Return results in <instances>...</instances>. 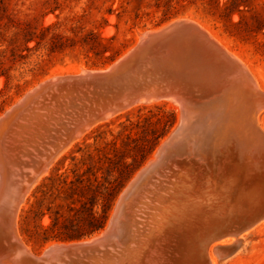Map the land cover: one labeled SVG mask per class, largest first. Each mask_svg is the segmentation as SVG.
I'll use <instances>...</instances> for the list:
<instances>
[{
    "label": "water",
    "instance_id": "1",
    "mask_svg": "<svg viewBox=\"0 0 264 264\" xmlns=\"http://www.w3.org/2000/svg\"><path fill=\"white\" fill-rule=\"evenodd\" d=\"M151 101L171 102L176 126L120 190L104 226L27 247L16 216L51 161L87 128ZM263 110L264 85L187 17L140 30L104 66L38 80L0 112V264H210V246L264 218V131L254 121Z\"/></svg>",
    "mask_w": 264,
    "mask_h": 264
},
{
    "label": "rangeland",
    "instance_id": "2",
    "mask_svg": "<svg viewBox=\"0 0 264 264\" xmlns=\"http://www.w3.org/2000/svg\"><path fill=\"white\" fill-rule=\"evenodd\" d=\"M193 1L184 0L179 14L165 21L187 17L198 22L239 56L259 78L257 82L264 85L263 33L248 34L243 26L235 27L229 20L208 12L205 0ZM247 1L248 6L239 14L226 18L232 22L244 18L249 23L250 18H264V0ZM154 3L155 0H0V24L13 18L36 30L55 23L53 31L65 35L94 31L101 37L114 36L110 45L121 54L134 43L140 30L165 22ZM82 53L83 49L77 47L74 52L47 56L41 47L28 63L11 69L7 79L0 75V112L51 73L76 72L109 63L86 60ZM177 115L171 103L159 101L135 106L87 130L52 161L26 194L16 217L21 240L39 250L46 244L41 236L50 227L69 228L72 232L88 229L102 212L107 197L111 200L108 217L120 190L150 158L174 126ZM260 119L264 122V112ZM255 228L250 238L244 236L245 248L239 247L237 254L223 264H264V221Z\"/></svg>",
    "mask_w": 264,
    "mask_h": 264
},
{
    "label": "trees",
    "instance_id": "3",
    "mask_svg": "<svg viewBox=\"0 0 264 264\" xmlns=\"http://www.w3.org/2000/svg\"><path fill=\"white\" fill-rule=\"evenodd\" d=\"M184 0H155L154 7L161 11V20L165 21L180 12L181 4ZM194 2L193 0H190ZM205 8L220 19L229 20L235 27L243 26L248 34L261 32L264 29V18H250L252 22L245 21L244 18L232 22L228 15L241 12L242 8L248 6L247 0H205ZM161 21V22H162ZM55 23L48 24L36 30L28 23L15 21L13 18H6V21L0 24V75L6 79L9 77V71L17 66L22 67L28 63L30 57L38 52L42 47L47 56L64 54L65 52H74L77 47L83 49V56L86 60L101 59L108 63L120 54V50L112 49L110 41L114 36L105 38L94 31L73 33L65 35L54 32ZM30 43L33 45L30 46ZM109 51V54H105ZM92 65H95L92 64ZM110 198H104L102 212L94 219V222L85 230L72 232L67 229H46L41 236L42 243L51 240L69 241L80 239L100 229L108 214L111 202ZM49 230V234L47 231Z\"/></svg>",
    "mask_w": 264,
    "mask_h": 264
},
{
    "label": "bare ground",
    "instance_id": "4",
    "mask_svg": "<svg viewBox=\"0 0 264 264\" xmlns=\"http://www.w3.org/2000/svg\"><path fill=\"white\" fill-rule=\"evenodd\" d=\"M201 25V24H200ZM204 27V26H203ZM205 28V27H204ZM206 29V28H205ZM209 33H210V35L212 36V37H214L213 35H212V33L208 30V29H206ZM218 42H222V40L219 38V40L216 38V37H214ZM220 42V43H221ZM222 44V43H221ZM223 45V44H222ZM224 47H226V46H224ZM227 48V47H226ZM228 49V48H227ZM231 53H232V51L230 50V49H228ZM232 54H234V53H232ZM234 55H236V54H234ZM237 56V55H236ZM238 58H240L239 56H237ZM241 59V58H240ZM242 60V59H241ZM249 68V67H248ZM83 68H81L80 70H82ZM79 70V71H80ZM76 72H78V71H76ZM253 72V71H252ZM51 74H54V73H51ZM254 76H255V74H254ZM256 78V77H255ZM258 78V77H257ZM256 78V80H259V78L257 79ZM156 102H159V101H156ZM166 102V101H165ZM151 103H154V101H151V102H147V103H145V104H138V105H134V106H132V107H130V108H128V109H126V110H124V111H122V112H120V113H123V112H125V111H127V110H129V109H131V108H133V107H135V106H143V105H147V104H151ZM169 103H171V102H169ZM173 105V104H172ZM175 107V106H174ZM176 108V107H175ZM264 112V110L262 111V112H260V114L258 113L257 114V116L254 118V121L256 122V124L257 125H259L260 126V128L264 131V128L262 127V126H264V122L260 119V115H261V113H263ZM120 113H118V114H120ZM118 114H115V115H113V116H108V118L106 119V120H104V121H102V122H106V121H108L110 118H112V117H114V116H116V115H118ZM102 122H99V123H102ZM99 123H97V124H99ZM97 124H95V125H97ZM260 124H262V126L260 125ZM95 125H93V126H95ZM92 126V127H93ZM176 125H174V127H175ZM173 127V128H174ZM91 128V127H90ZM90 128H87V130H89ZM172 128V129H173ZM171 129V130H172ZM86 130V131H87ZM85 131V132H86ZM84 132V133H85ZM84 133H81V134H79L78 136H77V139H79ZM44 137H46V139H48V137L47 136H44ZM50 139V138H49ZM76 139V140H77ZM48 142V143H47ZM46 143V145L45 144H42V145H40V147L38 148L39 149V152L40 153H44L45 154V152H46V150L45 149H49V141H47ZM74 142V141H73ZM72 142V143H73ZM6 141L4 140V141H2L1 142V148H3V149H5V148H8V145H6ZM72 143H70L64 150H62L60 153H62V152H64ZM41 144V143H40ZM47 145H48V147H47ZM17 146H19V145H17ZM59 153V154H60ZM58 154V155H59ZM57 155V156H58ZM56 156V157H57ZM153 156H154V154H151V156H150V158L149 159H152L153 158ZM55 157V158H56ZM54 158V159H55ZM53 159V160H54ZM52 160V161H53ZM51 161V163H53ZM50 163V164H51ZM49 167V166H48ZM48 169V168H47ZM46 169V170H47ZM46 170H45V172H46ZM44 172V173H45ZM169 173L168 174H165V176H167V177H169ZM29 191V190H28ZM28 191L26 192V194L28 193ZM26 194H25V196H26ZM25 196H24V198H25ZM24 200V199H23ZM23 200L20 202V205H21V203L23 202ZM175 207L176 208V205H174V203L173 204H171V206H167V208L169 209V208H171V207ZM20 207V206H19ZM178 208V207H177ZM176 208V209H177ZM17 217V216H16ZM264 221V218H262V219H260V220H258L257 222H255L254 224H252V226L247 230V231H245L243 234H240V235H238L237 236V238H234V239H227V240H224V241H221V242H219V243H214L212 246H210V248L208 249V251H207V254H208V258H209V260H210V264H220L219 262H217L216 261V259H215V256H214V254H213V252H212V250L214 251V252H216V253H220L222 256H223V259H222V263L221 264H223L224 262H226L227 260H229V259H231V257L232 256H234V255H236L237 254V252H238V249H239V247H241V246H243L244 248H245V239L246 238H244V236L246 235L248 238H250V236H251V234H253V230H255L256 228V226H258V224L259 223H261V222H263ZM261 225V224H260ZM259 225V226H260ZM255 228V229H254ZM18 229V228H17ZM19 236V235H18ZM21 239V238H20ZM25 244V243H24ZM219 245H227V246H230L231 247V252H227L226 253V251L222 248V247H220ZM27 246V245H26ZM28 247V246H27Z\"/></svg>",
    "mask_w": 264,
    "mask_h": 264
}]
</instances>
